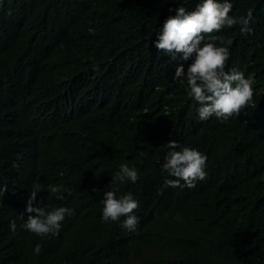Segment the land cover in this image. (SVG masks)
Masks as SVG:
<instances>
[{
  "label": "trees",
  "instance_id": "16d2710c",
  "mask_svg": "<svg viewBox=\"0 0 264 264\" xmlns=\"http://www.w3.org/2000/svg\"><path fill=\"white\" fill-rule=\"evenodd\" d=\"M179 3L197 0H0V264H264V0H234L237 16L252 11L250 33H213L231 51L226 69L256 79L223 123L198 118L155 48ZM170 140L207 155L195 187L164 183ZM122 162L139 179L110 188L140 201L134 232L101 221ZM34 183L44 206L75 209L58 234L20 227Z\"/></svg>",
  "mask_w": 264,
  "mask_h": 264
},
{
  "label": "clouds",
  "instance_id": "9594fccd",
  "mask_svg": "<svg viewBox=\"0 0 264 264\" xmlns=\"http://www.w3.org/2000/svg\"><path fill=\"white\" fill-rule=\"evenodd\" d=\"M163 26L156 33L154 42L159 53L168 55L175 61L172 80L185 88L188 97L197 102L196 114L201 121L215 117L220 123L229 120L234 114L239 115L246 105L252 102L256 91V79L245 74L239 66L226 69L231 56L229 47L224 46V37L219 33L225 27L241 25L242 33L252 31L250 21L252 11L247 16H237L234 11V0H197L196 6L189 9L179 3ZM231 13V14H230ZM209 34V35H205ZM219 42V43H218ZM94 70H99L95 66ZM168 151L161 164L162 171L167 173L164 183L171 187H195L197 180L207 176V155L196 147L179 145L177 141L167 143ZM109 190L102 191L100 203L103 205L101 221H120L129 231L134 232L139 217L134 210L140 201L128 191L119 193L110 186L126 182L135 183L139 179V169L128 162L119 164L118 170L111 172ZM40 184L34 183L28 192L25 206L27 218L20 227L37 235L58 234L66 217L75 214V209L64 205L46 207L38 199ZM62 185H49L51 194H59ZM7 190V185L0 186V196ZM67 190V189H65ZM93 191L101 193L100 189ZM57 199H63L57 195ZM21 213V217L23 214ZM179 221L181 217L177 215ZM10 230L15 231L17 224L10 222ZM41 245L37 243L34 254H39Z\"/></svg>",
  "mask_w": 264,
  "mask_h": 264
}]
</instances>
